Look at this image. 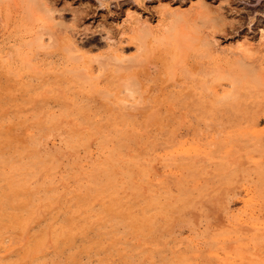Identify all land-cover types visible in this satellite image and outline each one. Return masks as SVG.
<instances>
[{
    "label": "rangeland",
    "instance_id": "374dc122",
    "mask_svg": "<svg viewBox=\"0 0 264 264\" xmlns=\"http://www.w3.org/2000/svg\"><path fill=\"white\" fill-rule=\"evenodd\" d=\"M39 1L78 51L0 33V264H264V0Z\"/></svg>",
    "mask_w": 264,
    "mask_h": 264
},
{
    "label": "bare ground",
    "instance_id": "6f19581e",
    "mask_svg": "<svg viewBox=\"0 0 264 264\" xmlns=\"http://www.w3.org/2000/svg\"><path fill=\"white\" fill-rule=\"evenodd\" d=\"M21 1V0H19ZM26 1H28L26 3ZM22 0L21 3V7H19L20 5L17 4L16 0H0V33L3 37V39H6L7 42H26L25 46L27 45L28 48H30L29 46L33 47V45L37 46V48L39 47H48L46 45H49L51 44L50 42H52L54 45H56L57 49H64V50H67L70 48V51L67 50L68 54L71 52V56H77V48L75 45H73L72 43H68V44H65V46H63V37L62 35L65 34L64 31H63V28L64 25L61 26L58 24V21H57V24H55L54 22L51 23V19L52 16L51 14H49V8H48V5L47 3H43V2H38V6L41 9L38 8V6H36L37 9H39L38 11L41 10L42 13H35V10L33 11L32 7L36 4L30 2V1H37V0ZM46 1V0H45ZM33 4V6L30 4V3ZM48 2V1H47ZM51 2V1H50ZM26 3V4H25ZM32 6V7H31ZM50 7V5H49ZM53 8V6H52ZM55 8V7H54ZM53 8V9H54ZM35 9V7H34ZM19 11H21V13H18ZM46 12V13H45ZM16 13H18V17H19V21H14L15 17H16ZM37 14V15H36ZM58 20V19H57ZM55 21V20H54ZM15 22L19 23L17 25H15ZM59 23H61L59 21ZM57 26H60L57 30V28L55 27V25ZM62 28V29H61ZM167 29L169 30V28L167 27ZM63 32H62V31ZM149 31V30H147ZM165 31V30H163ZM61 32L63 33L61 35ZM168 32V31H167ZM47 33L48 34V39L50 40V42H46V38L44 37V34ZM141 33V30L139 32V35ZM148 33H151V32H148ZM147 33V34H148ZM162 34V33H161ZM29 35L28 38L25 39V37H27ZM32 35V36H31ZM138 35V36H139ZM143 35H146V34H143ZM151 35V34H149ZM166 35V34H165ZM182 35V34H181ZM186 36L183 35V37ZM140 37V36H139ZM146 37V36H145ZM157 37V36H156ZM144 38V37H142ZM147 38V37H146ZM186 38V37H185ZM182 39V38H181ZM188 39V38H187ZM48 40V41H49ZM67 41V39H66ZM147 41V40H146ZM71 42V41H70ZM145 41H143V44L145 45L144 43ZM47 43V44H46ZM140 43V42H139ZM157 43V42H156ZM46 44V45H45ZM68 45H70L68 47ZM142 45V44H141ZM143 45V46H144ZM22 46V45H21ZM145 47V46H144ZM139 48V46H138ZM143 48V47H142ZM159 48V47H158ZM15 49V48H14ZM144 50H147V52H150V51H154L153 49H151L150 51L148 50L147 46H146V49L143 48ZM157 49V48H156ZM37 50V49H36ZM72 50V51H71ZM143 51V50H142ZM66 52V51H65ZM139 52V51H138ZM15 53V52H14ZM30 53V52H29ZM37 53V51H36ZM144 53H146V51H144ZM152 53V52H150ZM139 54V53H138ZM70 55V54H69ZM145 56L143 55H140V59L137 60L138 62L136 64L132 63V65H136L134 68L132 67L131 65V69L130 71V76L129 77V85L132 86V88H140L142 85H141V81L140 79L138 78L139 77V72L142 71V72H146L147 71V56L149 55V53L147 54H144ZM9 56V55H8ZM35 56V55H34ZM70 56V58H72ZM103 56V55H102ZM26 57V56H24ZM36 57V56H35ZM105 57V56H104ZM113 57V56H112ZM136 57V56H135ZM138 57V56H137ZM146 57V58H145ZM37 58V57H36ZM39 58V57H38ZM73 58H76V57H73ZM103 58V57H102ZM106 58V57H105ZM117 58V57H116ZM143 58V59H142ZM33 60V58H32ZM73 61H76L75 59H72ZM97 60V59H96ZM99 61H100V58H99ZM116 61V60H115ZM118 61V60H117ZM146 61V62H145ZM98 62V61H97ZM119 62V61H118ZM128 62V61H127ZM26 63V61H25ZM78 63V62H77ZM121 63V62H120ZM119 63V65H120ZM139 63V64H138ZM30 64V63H28ZM107 64V63H106ZM115 65H117L116 63H114ZM184 64V63H183ZM78 65V64H77ZM104 65V64H103ZM26 66V65H25ZM126 66V65H125ZM129 66V65H128ZM33 67V66H32ZM117 67V66H116ZM186 67V66H185ZM104 68V67H103ZM102 68V69H103ZM36 69V68H35ZM38 69V68H37ZM49 69V68H48ZM33 70V69H32ZM74 70V69H73ZM101 70V69H100ZM123 70H124V67H123ZM3 71V70H1ZM83 71V70H82ZM116 71V70H115ZM4 72V71H3ZM86 74V73H85ZM82 76V75H81ZM128 77V76H126ZM125 79V78H124ZM85 80V79H84ZM124 82L126 83V81L124 80ZM131 89V88H130ZM137 91V90H136Z\"/></svg>",
    "mask_w": 264,
    "mask_h": 264
}]
</instances>
